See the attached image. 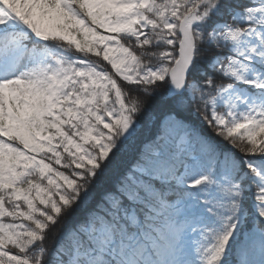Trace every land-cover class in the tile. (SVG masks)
<instances>
[{
    "label": "snow or ice",
    "instance_id": "obj_1",
    "mask_svg": "<svg viewBox=\"0 0 264 264\" xmlns=\"http://www.w3.org/2000/svg\"><path fill=\"white\" fill-rule=\"evenodd\" d=\"M0 264H264V0H0Z\"/></svg>",
    "mask_w": 264,
    "mask_h": 264
},
{
    "label": "trees",
    "instance_id": "obj_2",
    "mask_svg": "<svg viewBox=\"0 0 264 264\" xmlns=\"http://www.w3.org/2000/svg\"><path fill=\"white\" fill-rule=\"evenodd\" d=\"M149 136H150V133L146 132V133L144 134L143 139H147V138H149ZM124 161H125V163L130 162V161H131V155L125 156V157H124ZM70 222H71V221H69V223H70Z\"/></svg>",
    "mask_w": 264,
    "mask_h": 264
}]
</instances>
